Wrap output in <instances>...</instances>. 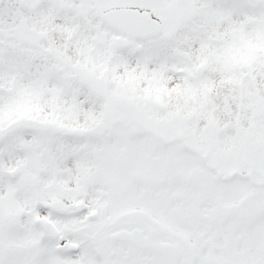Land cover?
Instances as JSON below:
<instances>
[{
  "label": "snow or ice",
  "instance_id": "snow-or-ice-1",
  "mask_svg": "<svg viewBox=\"0 0 264 264\" xmlns=\"http://www.w3.org/2000/svg\"><path fill=\"white\" fill-rule=\"evenodd\" d=\"M0 264H264V0H0Z\"/></svg>",
  "mask_w": 264,
  "mask_h": 264
}]
</instances>
